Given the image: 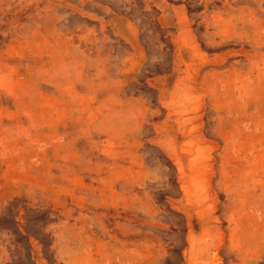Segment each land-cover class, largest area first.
Listing matches in <instances>:
<instances>
[{"label":"rangeland","instance_id":"rangeland-1","mask_svg":"<svg viewBox=\"0 0 264 264\" xmlns=\"http://www.w3.org/2000/svg\"><path fill=\"white\" fill-rule=\"evenodd\" d=\"M10 207L57 264H264V0H0Z\"/></svg>","mask_w":264,"mask_h":264},{"label":"trees","instance_id":"trees-1","mask_svg":"<svg viewBox=\"0 0 264 264\" xmlns=\"http://www.w3.org/2000/svg\"><path fill=\"white\" fill-rule=\"evenodd\" d=\"M13 207L8 209V214L0 216V228L11 230L15 235H17V241L25 243V249H29V236H34L39 240L40 244L43 246L44 253L46 255V259L49 261V264H57L55 260H53L52 255H48L49 250L52 246V238L49 234L38 230H24V233L19 230L20 224L16 221V218H12L10 214L12 213ZM29 211V210H28ZM29 216V214L27 215ZM33 220V221H32ZM26 221L29 224L30 222L38 223L40 221L43 222V225H48L54 222V219L48 212H42L36 214L33 218H27ZM16 227V228H15Z\"/></svg>","mask_w":264,"mask_h":264}]
</instances>
